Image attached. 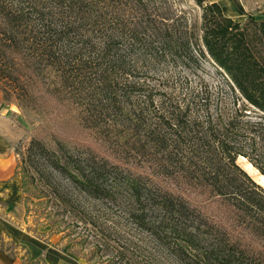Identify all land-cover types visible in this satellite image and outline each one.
<instances>
[{"label": "trees", "instance_id": "1", "mask_svg": "<svg viewBox=\"0 0 264 264\" xmlns=\"http://www.w3.org/2000/svg\"><path fill=\"white\" fill-rule=\"evenodd\" d=\"M180 1L0 0V93L42 123L12 178L99 264H264V20Z\"/></svg>", "mask_w": 264, "mask_h": 264}, {"label": "rangeland", "instance_id": "2", "mask_svg": "<svg viewBox=\"0 0 264 264\" xmlns=\"http://www.w3.org/2000/svg\"><path fill=\"white\" fill-rule=\"evenodd\" d=\"M258 1L259 0H249L246 2L247 8L251 9L250 12L257 13L261 10L262 6H260V2ZM179 5L182 6L184 10L188 11L192 18H199V9L191 0H182L179 2ZM240 21H243V19ZM202 68L203 69L198 71V75H200L199 78L204 82L211 85L221 82V75L215 71L216 68L210 61H202ZM3 102L12 105L10 116L13 121L14 130L18 136L13 143V151L16 156V164H19L20 158L25 152L30 138L36 133V126L41 122L35 114L26 109L22 110L18 108L14 99ZM40 125H42V123ZM40 125L38 129L41 131ZM69 136L72 137V139L84 141V143H89L90 141V137L79 130L69 131ZM236 162L253 180L264 188V176L260 175L245 158L238 157ZM22 179L20 173H17L14 179L12 178L16 185V200L18 201V207L13 210L11 214L3 213L0 215L14 227L25 230L29 235L44 242L45 245L47 244L49 248L63 253L64 258L72 264H99L97 257H93L89 260L91 250L87 242L77 243V241H79L77 236L78 230H73L69 228L64 221H60L59 217L53 214L50 206L47 207L44 203L41 204L36 199H33L32 195L29 194L32 187L26 189L28 194L22 191L20 188ZM4 231L5 230H0V248L6 251L5 253L7 255L17 256L19 259L20 257L24 258L26 253L21 248L24 246L20 247L10 242ZM33 264H39V261L37 260L33 262Z\"/></svg>", "mask_w": 264, "mask_h": 264}, {"label": "crops", "instance_id": "3", "mask_svg": "<svg viewBox=\"0 0 264 264\" xmlns=\"http://www.w3.org/2000/svg\"><path fill=\"white\" fill-rule=\"evenodd\" d=\"M207 1L218 3L224 15L232 19L242 20L248 15H252L264 20V0L258 1L262 8L257 13L250 12L251 9L247 8L246 2L249 0ZM11 112L12 105L5 104L0 93V214H11L18 207L16 185L12 180L16 166L13 143L18 136L14 130ZM0 230H5L10 242L20 247L24 246L21 248L26 251V256L19 259L17 256L7 255L6 251L0 248V264H29L40 257H43L44 264H72L64 258L63 253L49 248L47 244L45 245L44 242L29 235L25 230L14 227L2 215H0Z\"/></svg>", "mask_w": 264, "mask_h": 264}, {"label": "water", "instance_id": "4", "mask_svg": "<svg viewBox=\"0 0 264 264\" xmlns=\"http://www.w3.org/2000/svg\"><path fill=\"white\" fill-rule=\"evenodd\" d=\"M261 186V185H260Z\"/></svg>", "mask_w": 264, "mask_h": 264}]
</instances>
